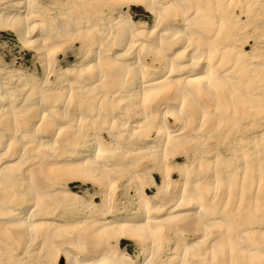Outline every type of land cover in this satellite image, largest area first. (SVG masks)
Returning a JSON list of instances; mask_svg holds the SVG:
<instances>
[{"label":"bare ground","instance_id":"1","mask_svg":"<svg viewBox=\"0 0 264 264\" xmlns=\"http://www.w3.org/2000/svg\"><path fill=\"white\" fill-rule=\"evenodd\" d=\"M94 1H58L53 13L39 0H0V32L42 51L45 75L41 84L23 74L0 76V264H31L33 256L41 264H134L119 253L126 241L141 244L144 264H160L157 250L167 231L204 234L184 242L171 264H219L224 251L236 264L261 261L264 251L252 232L237 234L231 220L243 222L251 208L259 213L264 207V135L253 138L256 154L241 151L234 170L223 168L218 155L204 160L198 146L199 137L224 134L243 112L260 110L261 64L223 40L228 21L235 24L244 10L250 18L262 8L259 1L103 0L108 13L102 3L93 12L100 0ZM132 8L145 9L153 26L134 21ZM72 37L92 43L84 47V65L57 69L54 54ZM149 129L157 134L152 142L141 139ZM127 178L157 188L154 197L150 188L137 189L146 211L142 222L90 218L67 228L56 216L54 203L70 210L85 205L72 185L97 188L106 201L114 196L112 185ZM204 187L213 188L209 195ZM164 211L168 215L160 217ZM88 229L94 231L89 245L77 234ZM211 231L216 235L208 242ZM100 237L107 238L106 251L76 253L93 249Z\"/></svg>","mask_w":264,"mask_h":264},{"label":"rangeland","instance_id":"2","mask_svg":"<svg viewBox=\"0 0 264 264\" xmlns=\"http://www.w3.org/2000/svg\"><path fill=\"white\" fill-rule=\"evenodd\" d=\"M58 1H62V0H39V4H40V6H42L41 7L42 9L52 10V12L55 13V9L58 6L56 3ZM98 1L95 0L94 3L98 2ZM258 1L262 7V8L259 7V8H261L260 9L261 11L259 9L257 11H256V9H253V11H252L253 16H251L249 18L248 14H246V10H244L240 13L241 15H240L239 19L236 20L235 24H234L233 18H231L230 21H228L229 23L227 24L228 25L227 28H229V30H228L227 35H225V37L227 39L225 41V38H223V40L225 43H227L226 46H228V45H234L237 47L239 46L238 48L241 49L243 52L245 51L246 55H251V56L255 57L254 62L260 63L262 68H263V71H264V0H262L263 2L261 0H258ZM102 2H104V1L100 0V2L97 3L98 5L94 4L95 6H97V8L92 7L93 10L96 9L95 11H93V10L92 11L96 13V12H98V8L100 11V8L102 7L103 9L102 8L101 9H102L103 13L110 12L111 9L107 8L106 2H105V4H103ZM99 3H102L101 7H100ZM132 9L129 10V14L131 15V18L134 19V21L147 23L149 28L153 26L154 18L152 15H150L148 12H146L145 9H143V8H134L133 10ZM104 11H106V12H104ZM242 13L245 15H243ZM52 23H54V22H52ZM55 24L56 23H54V25ZM235 31H236V33H235ZM231 37H233V38H231ZM68 40H70V41H68ZM67 41L68 42L65 43L64 46H61L57 50V53L54 54V58H53L54 60H52V61H55V64H56L55 67L57 69L65 70V69H69V68H79L80 66H83L84 65V64H82L83 56L90 49V47H88V46L92 45L91 42L88 43L87 41L84 45L85 40L81 41L79 39V37L78 38L72 37V38L67 39ZM82 43L84 46L82 45ZM87 43H88V45H86ZM225 43H224V45H225ZM23 45L24 44H22L19 41L18 37L16 35H14L13 33L0 32V71L2 72V74L0 72V76L2 75L1 78H6L7 74L8 75L12 74V73H13V75H17V74L22 75L23 74L24 76L27 77L26 78L27 80L31 79L32 82L36 81L35 83H37V81H38L37 84H41V82L45 76L43 73V71H44V67H43L44 59L42 56L43 52L40 50L38 52V49H33V47L30 45L29 46L28 45L23 46ZM84 47H86V49H88V48L89 49L86 51ZM81 50H82V52H80ZM85 51H86V53H85ZM79 53L83 54V55L79 56L80 55ZM142 54L144 56L146 55V57L148 55L145 52H142ZM146 60L149 62V60H151V59L149 57ZM83 63H86V62H83ZM227 66H228L227 68H230L232 65H229V63H228ZM163 67H164V65H163ZM4 74H6V75H4ZM39 81H41V82L39 83ZM54 86L57 87V85H54ZM259 93H260V95H259V103H260L259 108H260V110L259 111H255V113H250L248 110L245 111V113L243 112L239 121L231 122L230 124L229 123L226 124L225 127L227 130L225 131L224 134L213 132L214 137H211V135H210L209 136L210 138L209 137H203V138L199 137L198 138V140H200L198 146L200 149L202 148L201 151L205 152L204 160L208 161V159L211 160V158H213V160H214L216 155H218L217 156L218 158L220 156V159H219L220 162L225 165V166H223V168H227V169L230 168L229 170H231V169L234 170V169L241 167L240 163L242 161V158H241V151L242 150L248 151L249 154H251V155L256 154V143H254L253 138L260 137V136L264 135V87L262 89H260ZM133 115L131 117V120L135 119V116H133ZM248 116H249V118H248ZM95 123H97V121ZM97 124H99L98 128L100 129L101 123H99V121H98ZM196 126H195V128H196ZM102 131H103V129H102ZM99 132H101V131H99ZM104 132L107 133V131H103L102 135L107 137ZM149 132L150 133L153 132V133L150 135ZM213 133H212V135H213ZM156 135H157L156 130L153 129V131L152 130L150 131V129H149L148 131H146V133H144V135L141 136V139H144V140L147 139L146 142L147 141L152 142L155 139ZM108 137H107V139L112 138V136H110L109 138ZM200 138L203 139L204 141L201 140ZM240 138L241 139L243 138L242 140L245 139L243 141V143H244L243 145H245V143H247L245 146L238 143L239 141H241ZM207 139H209V141ZM120 140H126V139L122 138ZM202 142H205V143H202ZM260 149L263 150V152H264V144L261 145ZM209 150H210V153H209ZM62 151H64V150H62ZM251 152H254V153H251ZM179 156H182V155L179 153V155L177 154V157H179ZM233 157H234V159H233ZM252 158H254V157H252ZM185 160H186L185 157L182 156V158L180 159V163L186 165ZM225 161H227V162H225ZM228 166H230V167H228ZM150 167H152V165ZM151 173H154V176L158 180V184H160L161 183L160 176L156 175V173L154 171H151ZM173 178L177 181H179V179H180L178 174H175V176ZM128 179L129 178H127V180H120V181L118 180V182H116L117 184L114 183L111 187V190H112L114 196L111 199L106 200V201L102 200V198L100 196L101 194H100L99 189L94 188L92 186H85V185H82L80 183L79 184L76 183V184L72 185V189L74 190V192L79 193V195H81L85 199V201H86L85 205H81L79 207H76L77 209H71L70 210L69 208L63 207L60 204L54 203V208L56 207L54 212H56L55 213L56 216L58 215L60 217V219H62L63 221L65 220L66 223H68L67 228H69V225H76L79 223L82 224L84 221H86L87 219H90V218L104 219L106 217L109 219L120 220L123 218L132 217L137 222H142L144 217L146 216V211L142 207V204L139 203L140 201L138 198L137 189L139 187L141 188V186H143L144 189L150 188L148 193L151 197H154L156 192H157V188L156 187H154V188L150 187L149 186L150 183H147V182L145 183L143 179L139 181L142 183V184L140 183L141 186H138L137 182L136 183H134V182L129 183ZM204 188L208 192V195H209V192H211V190L213 189L212 187H204ZM180 190H179V192H180ZM178 195L180 196V193H178ZM176 198L174 200H176ZM27 200L26 199H25V201L23 200L22 203L23 204L25 203L26 205L25 204L24 205L28 206V207L32 206L31 200H29V201H27ZM22 203H21V205H23ZM225 203H226V200L224 199L222 202L221 208L223 207V205H225ZM237 206L238 205H234V206L232 205L231 208L235 209ZM175 207L176 206H174L172 209H174ZM221 208H220V210H221ZM87 209H89V210H87ZM90 209H92V210H90ZM251 209H252V211L250 210L249 216L245 217L243 222H240L239 218L235 219V217H236L235 216L234 219L231 220V223L233 225H236V226L238 225L237 234L239 231H241V232H239V234H241V235H243L247 231L252 232L250 234H253L252 237H255L253 240L256 241V243L259 245L258 247H260L261 250L264 251V207H263L262 211H260L259 213H256L253 208H251ZM163 215L164 216L168 215V212H165V211L162 212L160 217H162ZM82 233H83V238L81 240L84 243L87 242L86 244L89 245V242L91 240V236L94 234V231L88 229L86 232L80 231L77 234H82ZM211 233H213L214 235L211 234L212 237L211 236L209 237L210 240L207 238L208 242H210L212 240L211 238H213L216 235L215 232H213V231H211ZM217 233H218L217 237L220 235H223V234L226 235L225 232L220 233L217 231ZM164 234L165 235H162V237L160 238L161 243H159V247L157 250V253L163 259V260L161 259L163 263H160V264H171V261L169 259H172V257H174L175 255H178V252L180 251L179 247L181 245H183V247H184L187 245L186 243L189 244L191 242H195V241L199 240L200 238H203V236H204V234L200 231H197L194 233H189V234L188 233L180 234V236L178 235L179 237L174 233H169L168 231L164 232ZM98 239H97L98 241L96 240V242H95L96 245L93 249H89V247H88L85 250H77L76 253L79 255H82V254H87V253H96V252L99 253V252L106 251L107 250L106 247H108V246H106L107 245L106 244L107 238L106 237H102V238L100 237ZM108 241H116V240L115 239H109ZM61 242H64V240H61ZM180 242H181V244H179ZM184 242H186V243H184ZM123 244L124 245L121 246V250L119 252L120 254L121 253L129 254L130 257L132 258V261L134 262V264H144L145 263L146 257H145V254L143 252H141L142 251L141 244H139V243L137 244V242H134V241H126ZM242 244L244 246L247 243L245 244V241H243ZM90 245L93 246L92 244H90ZM56 247L59 248L58 245H56ZM181 249H182V247H181ZM181 253H183V251H181ZM224 253L226 254V256H225V254H223L222 256L220 255L221 257L224 258V259H222V260H224L223 261L224 264H236V263H234L235 262V259H234L235 255L234 254L232 256L230 251L229 252L224 251ZM33 257H32L33 259L30 260L31 264H41L37 260L38 258L36 256H33ZM240 260H243V258ZM243 261L244 262L242 264H250L249 259L245 258ZM223 262L221 261L219 264H223ZM256 263L257 264H264V259H261V261L258 260L256 262H254L253 264H256ZM20 264H26L25 260H22V261L20 260ZM59 264H65V259H63L61 262H59ZM173 264H175V263H173ZM197 264H201V262H199ZM238 264H240V263H238Z\"/></svg>","mask_w":264,"mask_h":264}]
</instances>
